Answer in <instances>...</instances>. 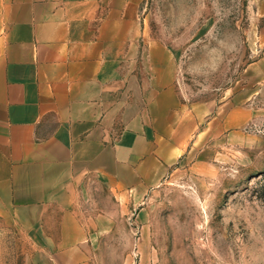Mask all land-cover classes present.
Instances as JSON below:
<instances>
[{
    "label": "rangeland",
    "instance_id": "rangeland-1",
    "mask_svg": "<svg viewBox=\"0 0 264 264\" xmlns=\"http://www.w3.org/2000/svg\"><path fill=\"white\" fill-rule=\"evenodd\" d=\"M138 14L130 64L156 103L145 153L115 169L129 183L83 186V207L115 213L101 254L264 264V0H140ZM46 234L0 219V264H46Z\"/></svg>",
    "mask_w": 264,
    "mask_h": 264
},
{
    "label": "crops",
    "instance_id": "crops-1",
    "mask_svg": "<svg viewBox=\"0 0 264 264\" xmlns=\"http://www.w3.org/2000/svg\"><path fill=\"white\" fill-rule=\"evenodd\" d=\"M139 4L0 0V219L47 233L46 264L111 262L101 249L115 213L83 207L81 192L129 183L115 169L146 151L144 109L156 91L147 99L130 64Z\"/></svg>",
    "mask_w": 264,
    "mask_h": 264
}]
</instances>
